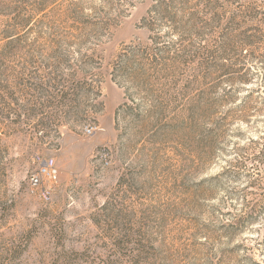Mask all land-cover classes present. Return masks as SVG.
<instances>
[{
	"label": "rangeland",
	"instance_id": "rangeland-1",
	"mask_svg": "<svg viewBox=\"0 0 264 264\" xmlns=\"http://www.w3.org/2000/svg\"><path fill=\"white\" fill-rule=\"evenodd\" d=\"M212 1L0 0V264H264V0ZM179 40L169 71L117 72Z\"/></svg>",
	"mask_w": 264,
	"mask_h": 264
},
{
	"label": "trees",
	"instance_id": "trees-1",
	"mask_svg": "<svg viewBox=\"0 0 264 264\" xmlns=\"http://www.w3.org/2000/svg\"><path fill=\"white\" fill-rule=\"evenodd\" d=\"M188 1L189 0H155V4L150 10V19L153 21L179 20L177 19V16H179L178 14L185 13L186 10L188 9L184 7H182V9H178L177 6L180 4L185 6L188 3ZM198 2L200 3V5H204L206 8H210V9H211V4L213 3L212 0H198ZM173 31L179 32L178 29H173ZM11 40L9 39L6 45H9L11 43ZM182 43L181 40H179V42H174V43L169 42V44L165 43L164 46H161L160 43H155V46L153 48L149 49L148 47H145L142 50L140 49L136 50V48H128L122 55L120 62L116 65V69L118 70L117 72H119L120 74L122 72L123 74H126L127 76L134 79L136 76L140 75L141 71H145L147 66L152 67V69L159 68L161 72L169 71V69L172 68V64L177 62L179 53H182L186 49V48L185 49L182 48ZM221 44H222L221 46H223V45H227L228 43H226L224 40L222 41ZM251 45H254L253 41L244 40V42L241 43V46L239 47L240 53H242L244 49L246 50L247 46H251ZM204 54H207L208 60H211V57L217 56L218 54L220 59H227L231 56V54L227 50L222 51L219 48L216 50L215 49L209 50ZM261 54H262L261 59H263L262 68L264 70V51ZM205 64H208L206 65V68L209 69L211 67L208 61ZM225 66L226 64L224 63L221 64V67H225ZM241 69L242 68H240L238 71H240ZM64 88H68V90L64 95L65 98H67L69 94H71V90L73 89V86L70 87V85L69 86L64 85ZM1 90L5 91L7 90V88H1ZM224 96L225 95H223V97ZM209 108L212 109L211 107ZM213 113L214 112L209 114V116L213 117ZM255 160L258 163H264V144L260 156H257ZM254 208H256V205L252 204L251 209ZM261 210H263V208ZM239 221H242V218ZM236 223L237 220L232 224V226Z\"/></svg>",
	"mask_w": 264,
	"mask_h": 264
},
{
	"label": "built area",
	"instance_id": "built-area-1",
	"mask_svg": "<svg viewBox=\"0 0 264 264\" xmlns=\"http://www.w3.org/2000/svg\"><path fill=\"white\" fill-rule=\"evenodd\" d=\"M97 127H87L84 131L85 135L93 136ZM108 149L103 148L102 155L107 156ZM37 169L30 178V184L33 188L38 189L41 197L45 201H49L52 197V184L58 180L59 168L56 164L55 159L52 157L48 158H37Z\"/></svg>",
	"mask_w": 264,
	"mask_h": 264
}]
</instances>
